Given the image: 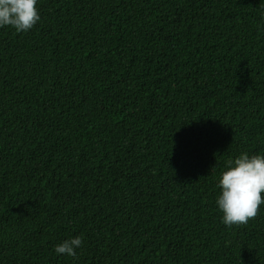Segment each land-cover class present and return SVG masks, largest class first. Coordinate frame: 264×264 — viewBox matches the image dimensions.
<instances>
[{
	"label": "trees",
	"instance_id": "16d2710c",
	"mask_svg": "<svg viewBox=\"0 0 264 264\" xmlns=\"http://www.w3.org/2000/svg\"><path fill=\"white\" fill-rule=\"evenodd\" d=\"M37 8L0 27V264H264V204L231 227L215 205L264 154V0Z\"/></svg>",
	"mask_w": 264,
	"mask_h": 264
},
{
	"label": "clouds",
	"instance_id": "9594fccd",
	"mask_svg": "<svg viewBox=\"0 0 264 264\" xmlns=\"http://www.w3.org/2000/svg\"><path fill=\"white\" fill-rule=\"evenodd\" d=\"M38 0H0V27L27 32L39 21ZM215 199L225 226L239 225L256 216L264 204V154L240 153L219 173ZM82 246L81 236H73L55 246L57 255L75 256Z\"/></svg>",
	"mask_w": 264,
	"mask_h": 264
}]
</instances>
